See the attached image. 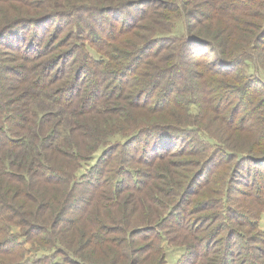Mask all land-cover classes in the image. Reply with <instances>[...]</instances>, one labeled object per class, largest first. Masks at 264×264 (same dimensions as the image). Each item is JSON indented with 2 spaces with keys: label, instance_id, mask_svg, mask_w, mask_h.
<instances>
[{
  "label": "trees",
  "instance_id": "trees-1",
  "mask_svg": "<svg viewBox=\"0 0 264 264\" xmlns=\"http://www.w3.org/2000/svg\"><path fill=\"white\" fill-rule=\"evenodd\" d=\"M248 64L264 0H0V264H264Z\"/></svg>",
  "mask_w": 264,
  "mask_h": 264
},
{
  "label": "rangeland",
  "instance_id": "rangeland-1",
  "mask_svg": "<svg viewBox=\"0 0 264 264\" xmlns=\"http://www.w3.org/2000/svg\"><path fill=\"white\" fill-rule=\"evenodd\" d=\"M244 71L247 75H251L252 73H254V65L252 64H248L246 66V68H244ZM255 73H258L259 78H261L262 80H264V71L259 70ZM256 75V74H255ZM257 76V75H256ZM258 230L259 231H264V213H262L260 215V220H259V225H258ZM165 243H163V247H164V251H165V255H166V262L167 264H176L177 260L180 258V256L183 253V249L182 248H173V247H169L167 245H164ZM37 249V246H33L30 244H26L23 248V254L21 259H32L35 256V251ZM43 253V251H40L39 254ZM46 254V253H45ZM63 260V259H61ZM12 262V261H11Z\"/></svg>",
  "mask_w": 264,
  "mask_h": 264
}]
</instances>
